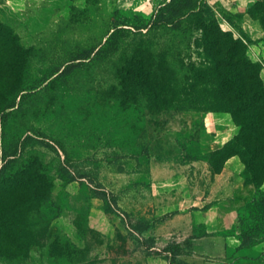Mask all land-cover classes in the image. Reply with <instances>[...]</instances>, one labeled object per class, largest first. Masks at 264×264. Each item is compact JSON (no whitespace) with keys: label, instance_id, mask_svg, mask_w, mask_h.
<instances>
[{"label":"rangeland","instance_id":"rangeland-1","mask_svg":"<svg viewBox=\"0 0 264 264\" xmlns=\"http://www.w3.org/2000/svg\"><path fill=\"white\" fill-rule=\"evenodd\" d=\"M165 1L68 0L53 7L41 31L25 36L12 29L23 57L22 65L9 67L14 75L20 74L22 90L9 108L2 109L0 100V164L7 160V173L27 166L50 186L37 210L30 198L23 200L30 225L25 230L28 250L19 255L0 250V264H169V253L163 249L171 242L154 240L144 230L174 210L194 207L189 205L196 201L189 196L204 182L206 169L217 172L225 153L211 164L206 155L231 142L221 125L209 133L204 124L221 111L180 108L209 103L200 84L193 86L184 78L190 65L201 60L195 47L199 32L158 28L141 37L144 54L136 61L143 62L145 71L165 72V81L135 78L137 63L131 66L130 61L137 40L128 32L112 50L73 59L103 43L113 11L116 19L128 24L132 14L147 16ZM201 1L221 28L230 30L221 25L228 18L224 12ZM70 62L66 71H56ZM252 173L253 168L247 169L249 194L239 210L257 228L260 179L257 171L255 177ZM172 181L188 186L186 199H179L183 193L176 188L162 190ZM92 197L107 220L104 234L97 229L102 216L87 217ZM2 201L0 205L15 204L10 198ZM164 209L168 213L154 216ZM235 231L245 246L257 244V230L252 232L242 216ZM196 248H178L173 264H185L183 258Z\"/></svg>","mask_w":264,"mask_h":264},{"label":"trees","instance_id":"trees-1","mask_svg":"<svg viewBox=\"0 0 264 264\" xmlns=\"http://www.w3.org/2000/svg\"><path fill=\"white\" fill-rule=\"evenodd\" d=\"M250 11L257 12V18L264 28V0H256ZM115 14L116 11H113L110 17V32L103 43L84 51L82 57L79 55L73 59L97 56L112 50L122 34L128 32L135 41L137 40L133 45L130 61L131 66L137 63L135 78L138 81L146 80L147 83L165 81V72L145 71L142 68L143 62L136 61L144 54L141 43H138L141 37L149 30L158 28L181 32L197 30L199 37L195 39V47L200 49L201 60L190 65L184 78L190 80L193 86L200 84L201 91L205 90L209 97V103L187 104L180 108L203 112L221 111L231 115L233 122L239 127L238 133L231 138L229 144L206 155L205 160L211 164L215 156L224 152L225 155L217 168L219 171L229 156L237 155L244 164L242 174L247 185L250 182L246 175L247 169L253 168V175L257 171V178L260 179L257 181V209L264 216V192L259 189L264 180V82L260 77L261 64L252 61L247 55V41L240 36L235 37L230 30H223L219 21L201 0H168L153 8L147 16L132 14L128 24L116 19ZM21 51L12 28L0 21L2 109L12 106L15 96L22 90L19 88L20 74L14 75L10 70L12 67H9L10 63L22 65ZM69 67L71 62L56 71L60 70V74ZM6 166L7 160H4L0 164V198L4 199V203L10 198L15 204L0 205V239L4 245H0V250L19 255L26 253L29 248L28 239L25 238L29 223L26 222L23 200L30 198L37 210L39 204L46 200L50 184L41 173L33 172L27 166L13 173H7ZM38 233L40 236L41 232ZM178 248L172 242L165 245L163 251L169 253V264L174 263Z\"/></svg>","mask_w":264,"mask_h":264},{"label":"crops","instance_id":"crops-1","mask_svg":"<svg viewBox=\"0 0 264 264\" xmlns=\"http://www.w3.org/2000/svg\"><path fill=\"white\" fill-rule=\"evenodd\" d=\"M67 1L3 0L0 2V21L15 32H22L27 36L44 29L50 20L53 7L61 6ZM208 1L228 17L223 18L222 27L236 32L247 41V55L252 61L261 64L260 77L264 82V28L257 18V12L250 11L256 0ZM204 124L209 133L217 131V126L221 125L229 138L239 130L227 112L211 114ZM243 169L244 164L237 155L229 156L217 172L210 173L206 169L204 182L199 184L198 191H194L195 195L189 196L190 200L196 201L189 205L194 207L174 210L152 226H147L144 234L159 242H173L179 248L197 247L198 250L183 258L185 264H264V216L257 209L256 228L255 222L252 220L249 223L248 220L251 219H247L239 210V206L246 202L244 199L249 194L248 185L243 179ZM160 187H157L156 193L160 192ZM187 187L184 182L172 181L162 190L176 188L183 193L179 199H186L184 193L188 190ZM191 189L193 188H189ZM259 189L264 192V180ZM90 203L92 207L89 208L87 217L90 220L102 216L105 223L99 218L101 223L97 229L99 233L104 234L108 231V225L97 204V198H90ZM168 211L159 210L154 216L165 215ZM240 216L244 224L251 227L252 232L257 230V244L253 247L242 244L241 236L235 231ZM209 249L214 254L210 255ZM251 252H256V255Z\"/></svg>","mask_w":264,"mask_h":264}]
</instances>
